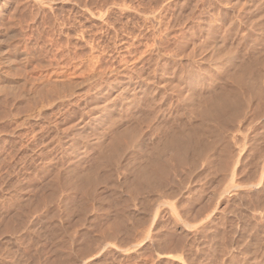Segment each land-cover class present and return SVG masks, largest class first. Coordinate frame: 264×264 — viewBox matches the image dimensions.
<instances>
[{"label":"rangeland","instance_id":"1","mask_svg":"<svg viewBox=\"0 0 264 264\" xmlns=\"http://www.w3.org/2000/svg\"><path fill=\"white\" fill-rule=\"evenodd\" d=\"M263 12L264 0H0V264H264ZM206 83L243 114L227 138L211 119L214 135L176 146L181 166L164 142L196 127L220 93ZM145 163L150 185L134 176Z\"/></svg>","mask_w":264,"mask_h":264},{"label":"bare ground","instance_id":"2","mask_svg":"<svg viewBox=\"0 0 264 264\" xmlns=\"http://www.w3.org/2000/svg\"><path fill=\"white\" fill-rule=\"evenodd\" d=\"M2 2V1H1ZM5 3V2H4ZM249 4V3H248ZM255 6H257V5H255ZM35 8V7H34ZM35 10V9H34ZM250 10V9H249ZM46 11V10H45ZM4 12V11H3ZM243 12V11H242ZM2 13V12H1ZM263 14H264V12H263ZM33 17V16H32ZM258 18V17H257ZM264 19V18H263ZM3 20V19H2ZM255 21V20H254ZM27 23V22H26ZM252 26V25H251ZM264 26V25H263ZM232 27V26H231ZM240 29V28H239ZM236 30V29H235ZM256 31V30H255ZM259 33V32H258ZM235 34V33H234ZM262 34V33H261ZM237 36V35H236ZM7 38V37H6ZM6 40V39H5ZM213 41V40H212ZM251 41V40H250ZM208 42V41H207ZM224 42V41H223ZM5 43V42H4ZM218 43V42H217ZM241 43V42H240ZM222 44V43H221ZM216 45V44H215ZM203 46V45H202ZM247 46V45H246ZM216 47V46H215ZM208 48V47H207ZM212 48V47H211ZM229 48V47H228ZM227 48V49H228ZM223 50V49H222ZM221 50V51H222ZM251 50V49H250ZM254 50V49H253ZM262 50V49H261ZM224 51V50H223ZM255 51V50H254ZM220 52V51H219ZM227 52V51H226ZM232 52H233V50H232ZM231 52V53H232ZM253 52V51H252ZM256 52V51H255ZM7 53V52H6ZM234 53V52H233ZM241 53V52H240ZM222 54V53H221ZM218 55V54H217ZM247 55V54H246ZM258 55V54H257ZM256 55V56H257ZM254 57V59H256L255 58V55L253 56ZM262 57V56H261ZM242 58H243V56H242ZM236 59V58H235ZM258 59V58H257ZM7 60V59H6ZM220 60V59H219ZM243 60V59H242ZM246 60H247V58H246ZM223 61V60H222ZM237 61H238V59H237ZM258 60H256L255 62H257ZM262 61V60H261ZM230 64V63H229ZM239 64V63H238ZM257 64V63H256ZM232 66H231V68L233 67L234 69L237 67V65H235V64H231ZM241 65V64H240ZM244 65V64H243ZM246 66V65H245ZM224 67V66H223ZM248 66H246V68H247ZM217 68V67H216ZM229 68V67H228ZM230 68V69H231ZM242 69V70H244L243 68H241V66L240 67H238V69ZM245 68V69H246ZM2 69V68H1ZM230 69H229V74H228V76H227V78L229 77V78H233V80H231V81H235V83L237 82V80L238 81H240V83L242 82V80H241V77H242V75L243 74H241V71L242 70H240L239 72H240V75H239V73H238V71L237 72H235L236 70H237V68L233 71L232 69V71H230ZM196 70V69H195ZM224 70V69H223ZM226 70H227V68H226ZM247 70V69H246ZM246 70H244V71H246ZM244 71H242L243 73H245ZM220 72V71H219ZM2 73V72H1ZM227 73H228V71H227ZM223 74V73H222ZM225 74V73H224ZM246 74V73H245ZM187 75V74H186ZM207 75V74H206ZM7 76V75H6ZM214 76V75H213ZM226 76V75H225ZM247 76V75H246ZM256 76V75H255ZM188 77V76H187ZM240 77V78H239ZM245 77V76H244ZM203 78V77H202ZM208 78H209V76H208ZM196 79V78H195ZM235 79V80H234ZM242 79H244L243 77H242ZM147 81V80H146ZM180 81V80H179ZM188 81V80H187ZM227 81V80H226ZM149 82V81H148ZM246 82H247V80H246ZM239 83V82H238ZM244 83V82H243ZM248 83V82H247ZM233 83H231V85H232ZM110 85V84H109ZM212 85H213V83H212ZM235 85V84H234ZM260 85V84H259ZM155 86V85H154ZM163 86V85H162ZM264 86V85H263ZM197 87H198V85L197 84H195V83H193L191 86H190V90L192 89V93H194V92H196V91H194L193 92V90H195V89H197ZM204 87H206V89H208V90H211V89H216L215 87H213V86H209L208 85V83H206V85L204 86ZM228 87V86H227ZM240 87V86H239ZM125 88V87H124ZM139 88L140 89H143V88H141V86H139ZM159 88V87H158ZM235 88V87H234ZM261 88H263L262 87V85H261V87H260V90H259V93L261 92L262 93V91H263V89H262V91H261ZM129 89V88H128ZM140 89H139V91H140ZM219 89V88H218ZM218 89H216V90H218ZM237 89V88H236ZM127 89H125L124 91H126ZM157 90V89H156ZM213 91V90H212ZM237 91V90H236ZM252 91V90H251ZM123 92V91H122ZM138 92V91H137ZM162 92H164V91H162ZM214 92H215V90H214ZM217 92H220L219 94L217 93ZM216 93L218 94V95H216L215 97H212V99L210 100L211 102H208L209 100H208V98H211V97H208L207 98V102L209 103V105L207 104V103H205V104H207L209 107L208 108H206V107H204L205 106V104H204V102L202 103V104H200V106H199V104H198V106H199V108H201L202 107V105H204L203 106V109L201 108V110L199 109V108H197L198 110H200L199 112L197 111V110H195L197 113H199V114H197L198 115V117H199V119H200V121L197 123V125H196V127L195 128H193V127H182L181 126V128H173L174 130L172 131V133L168 136V139H167V142H164V147H163V151L165 152V151H167V152H170L169 154L170 155H172V159L174 158L175 160H177V162L178 163H181L180 165L181 166H183L182 165V163L183 162H185L187 159H186V157H185V153H187V152H189V150H185V149H188V147L189 146H191L193 143V141L194 140H197L199 137L201 138V135H203V134H201V135H199L200 133H204V132H206V131H210V134L211 135H214V134H212L211 132H212V130H214V128L212 127L214 124H212V123H214V121L215 120H219L218 122H219V124H217V121H215V129H216V127H217V131H216V135H214L213 137L214 138H216V136H218V140L221 138H224V137H226L227 138V135L226 136H224V135H222L223 134V132H226V129L227 130H229V128H232L233 127V125H234V123H235V121H236V119H238V117H240L241 116V114H243L242 112V109L244 108L243 106V104L242 103H240V101H238V98H235V94L232 96V93H234V91H232V93H231V90H228L227 88H225V87H220V89H219V91H217ZM229 92H230V96H229ZM257 92V91H256ZM264 92V91H263ZM181 93V92H180ZM191 93V92H190ZM199 93V92H198ZM206 93V92H205ZM19 94V93H18ZM133 94H134V92H133ZM185 94H187V93H185ZM195 94V93H194ZM237 94V93H236ZM263 94V93H262ZM262 94H261V96H262ZM135 95V94H134ZM191 95V94H190ZM250 95V94H249ZM253 95V94H252ZM255 95V94H254ZM264 95V94H263ZM137 96V95H136ZM163 96V95H162ZM202 96V95H201ZM207 96V95H206ZM210 96V95H209ZM260 96V98H263V96L261 97ZM194 97V96H193ZM200 97V96H199ZM198 97V98H199ZM257 97H259V94H258V96ZM180 98V97H179ZM197 98V99H198ZM131 99H135L134 97L133 98H130V99H128V100H126V105H127V107H128V109H132L135 105H136V103L137 102H132V100ZM187 99V98H186ZM190 99V98H189ZM204 99V98H203ZM243 99H245V98H243ZM176 100V99H175ZM191 100H193V99H191ZM195 100H196V98H195ZM246 100V99H245ZM153 101V100H152ZM200 101H202V100H200ZM205 101V102H206ZM154 102V101H153ZM192 102V101H191ZM242 102V101H241ZM187 103V102H186ZM195 103V102H194ZM114 104H115V102H114ZM114 104H113V106H114ZM123 104H125V102L123 103ZM185 104V103H184ZM125 105V106H126ZM161 105V104H160ZM247 105V104H246ZM125 106H123L122 105V103H120V102H117L116 104H115V106H114V108L112 107V113H113V111L114 112H116L115 110H121V109H123ZM146 106V105H145ZM104 107V106H103ZM126 107V108H127ZM141 107V106H140ZM153 107V106H152ZM107 108V107H106ZM188 108V107H187ZM206 108V109H205ZM105 109V108H104ZM104 109H102V110H104ZM136 109V108H135ZM151 109V108H150ZM168 109V108H167ZM171 109V108H170ZM191 109L193 110V108H192V106H191ZM110 110V109H109ZM147 110V109H146ZM187 110V109H186ZM244 110V109H243ZM259 110V109H258ZM122 111V110H121ZM124 111V110H123ZM227 111V112H226ZM103 112V111H102ZM101 112V113H102ZM128 112V111H127ZM155 112V111H154ZM171 112V111H170ZM100 113V112H99ZM100 113V114H101ZM106 113H108V114H106ZM143 113V112H142ZM163 114H164V112H162ZM106 114V115H105ZM105 114L103 115V113H102V115H103V117H105V116H108L109 114H110V112H106V110H105ZM119 114V113H118ZM162 114V115H163ZM167 114H168V112H167ZM174 114V113H173ZM179 114V113H178ZM138 115H140V114H138ZM154 115V114H153ZM152 115V116H153ZM157 115V114H156ZM169 115H170V113H169ZM196 115V114H195ZM196 115V116H197ZM97 117H98V115H96ZM101 116V115H100ZM109 116H111V115H109ZM120 116V115H119ZM181 116V115H180ZM155 117V116H154ZM154 117H152V118H154ZM162 117V116H161ZM167 117V116H166ZM198 117H197V119H198ZM136 118V117H135ZM165 118V117H164ZM241 118V117H240ZM96 119V117L94 118V120ZM99 119V118H98ZM117 119V118H116ZM155 119V118H154ZM211 119H213L212 121H211ZM253 119V118H252ZM93 120V119H92ZM251 120V119H250ZM99 121V123H96V125L97 124H99L100 125V120H98ZM138 121H140V120H138ZM142 122H144L143 120H141ZM154 121V120H153ZM156 121V120H155ZM208 121H211V125L212 126H210V128L212 129V130H210V128H208ZM105 122H107V121H105ZM147 122V121H146ZM149 122V121H148ZM162 122H164V121H162ZM182 122V121H181ZM90 123V122H89ZM247 123V122H246ZM105 124V123H104ZM151 124H152V122H151ZM163 124V123H162ZM99 125H97V126H99ZM102 125V124H101ZM169 125V124H168ZM185 125V124H184ZM189 126H191V125H189ZM193 126H195V125H193ZM219 126V127H218ZM235 126V125H234ZM162 127V126H161ZM171 127V126H170ZM228 127V128H227ZM93 128V127H92ZM98 128V127H97ZM133 128V127H132ZM131 128V129H132ZM219 128V129H218ZM104 129V128H103ZM172 129V128H171ZM144 130V129H143ZM155 130V129H154ZM165 130V129H164ZM230 131V130H229ZM88 132V131H87ZM86 132V133H87ZM142 132V131H141ZM207 132V133H208ZM207 133H204V134H206V135H208ZM83 134V133H82ZM209 134V135H210ZM225 134V133H224ZM204 136V135H203ZM202 136V137H203ZM223 136V137H222ZM230 136V135H229ZM228 136V137H229ZM118 137V136H117ZM116 137V138H117ZM137 137V136H136ZM83 138V137H82ZM124 138V137H123ZM144 138V137H143ZM200 138L198 139L199 140V142H200ZM114 139V138H113ZM118 139V138H117ZM216 139V140H217ZM220 139V140H221ZM232 139H233V136H232ZM116 140V139H115ZM120 140H122L121 139V137H120ZM120 140H118V144H120V143H122L123 142V140H122V142L120 141ZM128 140V139H127ZM203 140V139H202ZM210 140V139H209ZM215 140V141H216ZM228 140V139H227ZM119 141H120V143H119ZM143 141V140H142ZM223 141V140H222ZM225 141V140H224ZM233 141V140H232ZM125 142V144H123V145H125L126 146V141H124ZM195 142V141H194ZM212 142V141H211ZM141 143V142H140ZM209 143V142H208ZM229 143V142H228ZM234 143V142H233ZM116 144H117V141H116ZM137 144V143H136ZM161 144V143H160ZM179 144H181L180 145V147H182L181 149H179V151H181L182 150V152L185 150L186 152L183 154V153H181V152H176V151H174V149H175V147L176 146H178ZM198 144V143H197ZM201 144H203V143H201ZM212 144V143H211ZM210 144V145H211ZM225 144V145H224ZM221 147H222V152H221V150H220V155L223 153L224 155L223 156H226V155H228V153H227V146L229 145H227V143H226V141H225V143H224ZM122 145V146H123ZM129 145V144H128ZM138 145V144H137ZM215 145V144H214ZM117 146H119V145H117ZM122 146H119V147H122ZM140 144H139V146H135L134 145V147H138V148H136V149H139L140 148ZM193 146V145H192ZM203 146V145H202ZM112 147H114V145L112 146ZM111 147V148H112ZM131 147H133V146H131ZM199 147V146H198ZM201 147V146H200ZM206 147V146H205ZM208 147V146H207ZM204 148V147H203ZM236 148V147H235ZM118 149V151H119V149H121V148H117L116 147V150ZM125 149H128V147L126 146V148ZM133 149V148H132ZM158 149H160V148H158ZM161 149H162V147H161ZM189 149H191V147L189 148ZM194 151H196V149L197 148H195L194 147ZM200 149H202V148H200ZM115 150V151H116ZM142 150V149H141ZM168 150H170V151H168ZM111 151H114V150H111ZM108 152V153H111V154H113L114 153V155L116 154L117 155V157L119 156L118 154H120V153H118L117 154V152ZM162 151V150H161ZM160 150H157L156 152H161ZM163 151H162V153H163ZM202 151V150H201ZM203 151H204V149H203ZM107 152L104 154V155H107ZM121 152V151H120ZM205 152H206V149H205ZM123 153V152H122ZM124 153H125V151H124ZM127 153V152H126ZM142 153V152H141ZM151 153V152H150ZM155 153V152H154ZM197 153H198V150H197ZM161 154V153H160ZM159 154V155H160ZM195 154V153H194ZM193 154V155H194ZM199 154H201V153H199ZM210 154V152L209 153H207V155H209ZM121 155V154H120ZM129 155V154H128ZM157 156H158V154H156ZM166 155V154H165ZM205 155H206V153H205ZM219 155V156H220ZM103 156V155H102ZM155 156V155H154ZM156 156V157H157ZM190 156V155H189ZM202 156V155H201ZM213 156V155H212ZM238 155H236V157H237ZM100 157V156H99ZM115 157V156H114ZM195 157V156H194ZM197 157V156H196ZM205 157V156H204ZM209 157V156H208ZM228 157V156H227ZM234 157V156H233ZM239 157V156H238ZM150 158H152V157H150ZM155 158V157H154ZM159 158V157H158ZM191 158H192V156H191ZM207 158V157H206ZM220 159H224V158H222V157H219ZM112 159V158H111ZM153 159V158H152ZM184 159H186V160H184ZM194 159V158H193ZM198 159V158H197ZM203 159V158H202ZM202 159H200V157H199V160H202ZM207 159H209V158H207ZM219 159V161L218 162H220V164L218 163H216L217 165H220V166H223L224 165V163H225V165H226V162H223L222 163V161ZM240 159V158H239ZM238 159V160H239ZM104 160V159H103ZM114 160V159H113ZM144 160V159H143ZM156 160H158V159H156ZM159 160H160V158H159ZM158 160V161H159ZM167 160V159H166ZM198 160V161H199ZM206 160V159H205ZM118 161H120V160H118ZM155 161V160H154ZM158 161H157V163H158ZM162 161V160H161ZM191 160H189V162H190ZM223 161H226V160H223ZM240 161V160H239ZM125 162V161H124ZM132 162V161H131ZM135 162V161H134ZM142 162V161H141ZM140 162V163H141ZM160 162V161H159ZM193 162V161H192ZM217 162V161H216ZM234 162V161H233ZM100 163V162H99ZM116 163H117V161H116ZM154 163V162H153ZM170 163V162H169ZM174 163H176V162H174ZM186 163V162H185ZM184 163V164H185ZM215 163V162H214ZM122 164V163H121ZM124 164V163H123ZM159 164V163H158ZM157 164V165H158ZM162 164V163H161ZM160 164V165H161ZM190 164V163H189ZM228 164V163H227ZM131 165V164H130ZM155 165H156V163H155ZM191 165V164H190ZM196 165V164H195ZM224 165V166H225ZM112 166V165H111ZM122 166V165H121ZM162 166V165H161ZM227 166V165H226ZM225 166V167H226ZM228 166H229V164H228ZM227 166V167H228ZM115 167V166H114ZM149 167H150V165L149 164H146L145 163V165L144 164H140L138 167H137V169L135 170V179H136V181L138 182V183H141V184H148V185H150V184H153L154 182H153V179L155 178L156 179V177H152L151 175H150V173L151 174H153L152 172H154V170L151 172L150 170V173H149V171H148V169H149ZM156 167V166H155ZM171 167V166H170ZM128 168V167H127ZM164 168H166V167H164ZM163 167H159L158 166V168H157V170H162V169H164ZM219 168H221L222 169V167H219ZM218 168V169H219ZM212 169V168H211ZM217 169V170H218ZM225 169H227V168H225ZM132 170V169H131ZM183 170V169H182ZM158 171V172H159ZM155 172H156V174H157V171L155 170ZM154 172V173H155ZM162 172H164V170L162 171ZM203 172V171H202ZM88 173V172H87ZM83 174V173H82ZM213 174V173H212ZM81 175V174H80ZM90 175V174H89ZM89 175H87V177L89 178L90 176ZM200 175V174H199ZM97 176V175H96ZM129 176V175H128ZM80 178V177H79ZM132 178V177H131ZM186 178V177H185ZM81 179V178H80ZM89 180V179H88ZM92 180V179H91ZM158 180V179H157ZM159 180H161V179H159ZM87 181V180H86ZM93 181V180H92ZM84 183H86L85 181H84ZM89 183V182H88ZM137 183V184H138ZM160 183H162V182H160ZM134 186V185H133ZM139 186V185H138ZM146 187V186H145ZM131 188H132V186H131ZM178 188V187H177ZM119 190V189H118ZM130 191V190H129ZM174 191V190H173ZM135 197V196H134ZM173 197H174V195H173ZM183 197V196H182ZM125 201V200H124ZM122 203V202H121ZM128 209V208H127ZM141 210V209H140ZM143 210V209H142ZM125 216V215H124ZM240 232V231H239ZM216 233V232H215ZM218 236V235H217ZM223 236V235H222ZM92 244V243H91ZM4 246V245H3ZM155 248V247H154ZM227 248V247H226ZM97 249H98V247H97ZM94 251H95V248H94ZM103 251V250H102ZM98 251H96V253H97ZM94 253V252H93ZM212 254V253H211ZM94 255V254H93ZM97 255V254H96ZM196 258V257H195ZM81 260V259H80ZM75 262V261H74ZM78 262V261H77ZM222 262V261H221Z\"/></svg>","mask_w":264,"mask_h":264}]
</instances>
